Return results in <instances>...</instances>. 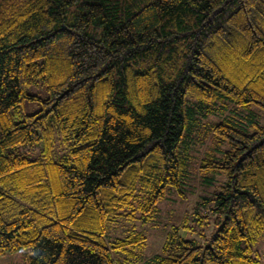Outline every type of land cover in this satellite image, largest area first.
Segmentation results:
<instances>
[{
  "label": "trees",
  "instance_id": "trees-1",
  "mask_svg": "<svg viewBox=\"0 0 264 264\" xmlns=\"http://www.w3.org/2000/svg\"><path fill=\"white\" fill-rule=\"evenodd\" d=\"M229 103L264 108V0H0V255L259 264L264 125L252 113L202 129L214 147L199 166L225 174L208 236L171 225L145 257L142 231L111 234L181 189L201 119Z\"/></svg>",
  "mask_w": 264,
  "mask_h": 264
},
{
  "label": "rangeland",
  "instance_id": "rangeland-1",
  "mask_svg": "<svg viewBox=\"0 0 264 264\" xmlns=\"http://www.w3.org/2000/svg\"><path fill=\"white\" fill-rule=\"evenodd\" d=\"M31 91L44 96L46 90L43 87H31ZM39 101H27L23 108L26 112H31L38 108ZM256 117L258 123L264 125V108L256 103H251L248 108L237 107L233 103H229L226 108L218 113L209 114L201 119L199 127L200 135L192 138L193 143L190 149L188 160V169L190 176L181 189L172 186L167 189L163 199L157 203V209L148 217L147 220L140 218L122 219L119 225H115L111 231L112 235H122L125 231L136 229L146 234V244L143 248V255L149 256L162 249L167 231L171 225H182L186 223L188 237L202 240L204 236H208L214 228V206L213 191L225 180L223 172H212L199 166L202 156L212 149L214 144L208 131H203L208 125L223 116H234L241 121H246L245 117L249 114ZM202 125V126H201ZM226 147L222 144L221 147ZM219 152V151H218ZM206 213L207 223L201 225L197 223L200 214ZM183 229V228H182ZM180 229L181 234L184 231ZM254 247L258 250L259 264H264V234L257 240ZM11 252L5 251L0 255V264H9L11 260Z\"/></svg>",
  "mask_w": 264,
  "mask_h": 264
}]
</instances>
